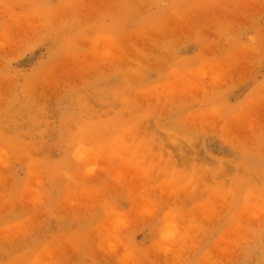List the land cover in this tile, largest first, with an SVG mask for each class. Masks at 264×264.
Here are the masks:
<instances>
[{
	"label": "rangeland",
	"instance_id": "obj_1",
	"mask_svg": "<svg viewBox=\"0 0 264 264\" xmlns=\"http://www.w3.org/2000/svg\"><path fill=\"white\" fill-rule=\"evenodd\" d=\"M0 264H264V0H0Z\"/></svg>",
	"mask_w": 264,
	"mask_h": 264
}]
</instances>
